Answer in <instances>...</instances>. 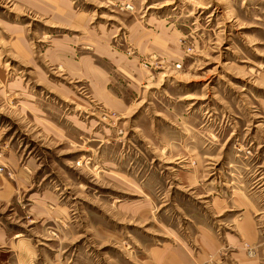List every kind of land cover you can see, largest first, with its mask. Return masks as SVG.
<instances>
[{
    "label": "rangeland",
    "instance_id": "374dc122",
    "mask_svg": "<svg viewBox=\"0 0 264 264\" xmlns=\"http://www.w3.org/2000/svg\"><path fill=\"white\" fill-rule=\"evenodd\" d=\"M0 264H264V0H0Z\"/></svg>",
    "mask_w": 264,
    "mask_h": 264
},
{
    "label": "crops",
    "instance_id": "0c3cea01",
    "mask_svg": "<svg viewBox=\"0 0 264 264\" xmlns=\"http://www.w3.org/2000/svg\"><path fill=\"white\" fill-rule=\"evenodd\" d=\"M25 176V172L24 171H22V170H20L19 171V174H17V175H15V177H17V179H19V180H16V183H18L19 181H20V179L22 178V177H24ZM11 182V184H12V181H10ZM15 234V233H14ZM13 236H15V235H13Z\"/></svg>",
    "mask_w": 264,
    "mask_h": 264
}]
</instances>
